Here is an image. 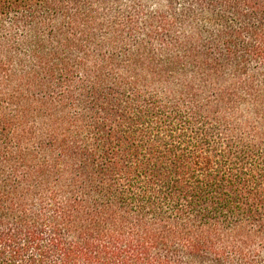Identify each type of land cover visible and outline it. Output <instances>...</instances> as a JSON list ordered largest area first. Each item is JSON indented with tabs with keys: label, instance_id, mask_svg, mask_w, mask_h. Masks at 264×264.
<instances>
[{
	"label": "trees",
	"instance_id": "1",
	"mask_svg": "<svg viewBox=\"0 0 264 264\" xmlns=\"http://www.w3.org/2000/svg\"><path fill=\"white\" fill-rule=\"evenodd\" d=\"M0 264H264V0H0Z\"/></svg>",
	"mask_w": 264,
	"mask_h": 264
}]
</instances>
